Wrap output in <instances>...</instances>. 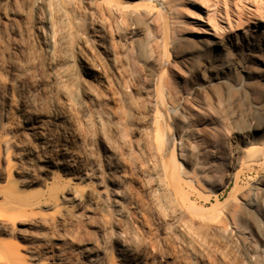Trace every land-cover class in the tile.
I'll list each match as a JSON object with an SVG mask.
<instances>
[{
  "label": "rangeland",
  "instance_id": "obj_1",
  "mask_svg": "<svg viewBox=\"0 0 264 264\" xmlns=\"http://www.w3.org/2000/svg\"><path fill=\"white\" fill-rule=\"evenodd\" d=\"M195 1L0 0V262L264 264V31L175 47L223 24Z\"/></svg>",
  "mask_w": 264,
  "mask_h": 264
},
{
  "label": "bare ground",
  "instance_id": "obj_2",
  "mask_svg": "<svg viewBox=\"0 0 264 264\" xmlns=\"http://www.w3.org/2000/svg\"><path fill=\"white\" fill-rule=\"evenodd\" d=\"M144 1L149 2V3L152 2V0H143V2ZM184 1L187 2V4H190V3L192 5L196 4L195 0H184ZM61 2H62V0H61ZM200 2H201V4H200L199 8L201 10H204V8H206L207 9L206 12L208 14V12H209L208 7L206 5H204L206 3L205 0H200ZM260 2H261V4H264V0H228V3H227L228 5L225 8L226 13L223 16V20H222L223 24H218V25L212 26V25H210V22L207 21V23L205 24L206 27L201 29L200 32L204 33L206 35H209V37H207V38L179 37V38H173L172 43L175 47H176V45L179 47V45H181V44H177V43L182 42V44H183L184 40H186V41L187 40L188 41L189 40H195L200 44L207 45L208 47H210V46H212V47L213 46H221V43L219 40L220 34H222V33L223 34H230L236 29V25L238 24L239 21H241L240 18H237L236 14L240 11V9H243V8H246V10H248L250 14L257 13L255 15L257 17H255L256 21H254V25L257 29L260 28V29H263V31H264V8H260V6H259ZM139 3H141V2L140 1L134 2L133 5H138ZM61 10L64 13L67 12V8L64 5H63V7H61ZM258 13H261V14H258ZM150 14L152 15V12ZM127 18H130L133 21V19L134 20L138 19L139 15H137V14L135 15L134 12H128ZM178 31H179V33L183 34V36L184 35L185 36L190 35V34H188L189 33L188 29L185 27H180L178 29ZM210 35H211V37H210ZM164 60H165V58H164ZM165 76L164 77L162 76L163 77L162 78V84L167 85V84L171 83V81H170L171 79L169 77H165ZM65 78L71 79L70 75H66ZM83 93L85 96L90 95V91L87 88L83 89ZM161 102H163V101H161ZM167 111H168V114H170V113H172V111H174V109L172 107H168ZM159 113H160V111L154 117L153 130L155 133L154 139L156 142V151L158 154H162V152H165V150H166V143H168V141H167L168 139L166 136L167 130L164 126L165 124L161 122L162 119L160 118L162 116V114L158 115ZM168 128H169V126H168ZM170 133H171V131H170ZM171 135H172V133H171ZM166 159H167L166 160L167 162L164 161L165 159L164 160L162 159L161 165L159 167V173H161V175L165 176L166 178H167V176H169L171 181L176 185V191L181 196V198L185 199L186 202L189 204V206H194L195 203L186 195V193L183 190V188H184L183 186L187 184V179L183 174V170L180 166V163L177 160H175L174 152L173 151L170 152L169 158L166 157ZM247 205L250 207L252 204L250 202H247ZM0 264H3V263L0 262Z\"/></svg>",
  "mask_w": 264,
  "mask_h": 264
}]
</instances>
